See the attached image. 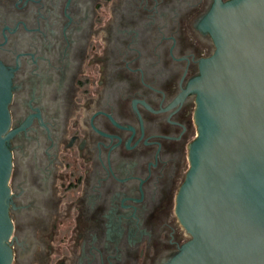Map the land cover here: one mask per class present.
Segmentation results:
<instances>
[{"label": "flooded vegetation", "instance_id": "af4514ba", "mask_svg": "<svg viewBox=\"0 0 264 264\" xmlns=\"http://www.w3.org/2000/svg\"><path fill=\"white\" fill-rule=\"evenodd\" d=\"M217 1L0 0L10 264H169Z\"/></svg>", "mask_w": 264, "mask_h": 264}, {"label": "water", "instance_id": "95a60500", "mask_svg": "<svg viewBox=\"0 0 264 264\" xmlns=\"http://www.w3.org/2000/svg\"><path fill=\"white\" fill-rule=\"evenodd\" d=\"M214 53L192 88L198 132L177 213L192 235L169 264H264V0L217 1ZM11 81L0 76V264H10Z\"/></svg>", "mask_w": 264, "mask_h": 264}]
</instances>
